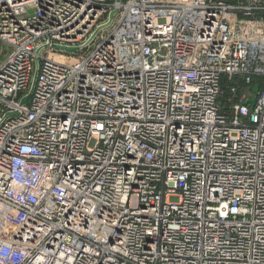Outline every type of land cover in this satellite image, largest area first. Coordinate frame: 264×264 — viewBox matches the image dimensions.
<instances>
[{"label":"built area","instance_id":"2783aa9c","mask_svg":"<svg viewBox=\"0 0 264 264\" xmlns=\"http://www.w3.org/2000/svg\"><path fill=\"white\" fill-rule=\"evenodd\" d=\"M0 44V264H264V0H0Z\"/></svg>","mask_w":264,"mask_h":264},{"label":"water","instance_id":"95a60500","mask_svg":"<svg viewBox=\"0 0 264 264\" xmlns=\"http://www.w3.org/2000/svg\"><path fill=\"white\" fill-rule=\"evenodd\" d=\"M115 13H116V11H113V12H111L108 15V22L101 29H105V28L109 27V25H110V23L112 21V18H113V16H114ZM95 34H96V32L93 34L92 37H94ZM58 47L60 49H62V50L68 51V52H75V51H78L79 50V47H72V46L71 47H68V46H58ZM38 52H39V50H37V53ZM37 68H38V63H37V61H35V70H34L33 78H32V81H31V85H30V88H29V91H28L27 95L24 96L21 99V102H20L21 105L25 104L28 101V99H29V95H30V93H31V91L33 89V85H34V82H35ZM259 86L260 85L256 84L251 89L254 97L258 94ZM254 97L251 98V99H249V100H247L245 104H249L250 106H253L254 103H255V98Z\"/></svg>","mask_w":264,"mask_h":264},{"label":"trees","instance_id":"16d2710c","mask_svg":"<svg viewBox=\"0 0 264 264\" xmlns=\"http://www.w3.org/2000/svg\"><path fill=\"white\" fill-rule=\"evenodd\" d=\"M262 82H263V78H259V77H255L252 79V83H253V86L258 84V85H262ZM234 83L233 82H230V81H224L223 83V88H222V97H221V101L222 102H226V99L229 97V91L227 90L229 86L233 85Z\"/></svg>","mask_w":264,"mask_h":264},{"label":"rangeland","instance_id":"374dc122","mask_svg":"<svg viewBox=\"0 0 264 264\" xmlns=\"http://www.w3.org/2000/svg\"><path fill=\"white\" fill-rule=\"evenodd\" d=\"M109 31V30H106ZM11 51V48H9L6 45H2L0 44V63H2V61L7 57V55L9 54V52ZM83 52L81 51H76L73 53V56H79L81 55ZM170 201H176V198H170Z\"/></svg>","mask_w":264,"mask_h":264}]
</instances>
